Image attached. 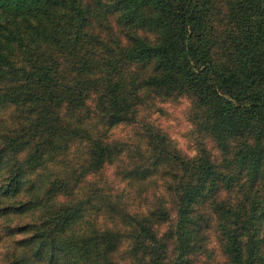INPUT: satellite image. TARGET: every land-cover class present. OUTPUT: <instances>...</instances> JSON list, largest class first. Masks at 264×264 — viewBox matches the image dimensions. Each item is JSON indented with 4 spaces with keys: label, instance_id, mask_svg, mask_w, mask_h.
<instances>
[{
    "label": "trees",
    "instance_id": "16d2710c",
    "mask_svg": "<svg viewBox=\"0 0 264 264\" xmlns=\"http://www.w3.org/2000/svg\"><path fill=\"white\" fill-rule=\"evenodd\" d=\"M103 14H113L126 28L125 45L117 41L110 45L88 30L93 16L101 21ZM138 29L150 32L152 39L138 34ZM95 47L113 73L103 80L93 76ZM16 55L22 56L19 65ZM123 61L148 66L149 75L137 85L141 91L158 96L190 94L204 109L203 119L219 146L224 134L240 138L235 157L248 173L247 183L254 187L251 196L262 200L258 204L264 215V0H95L94 6L84 0H0V77L10 76L18 100L31 104L28 124L39 139L23 155L25 159L7 172L0 197L17 194L22 167L41 168L46 152L67 138L89 143L87 169L103 164L110 144L93 137L85 127L62 124L53 111L63 105L77 116L93 111L109 127L126 120L136 84H128V73L119 66ZM90 93L98 96L95 107L87 104ZM30 143L26 140L24 148ZM173 159L181 172L176 183V234L182 245L184 230L192 223L191 203L206 193L214 194L217 177L223 176L206 153L192 160L177 155ZM52 191L48 189L47 194ZM38 204L34 199L16 206L3 204L0 215L23 213ZM217 210L223 211L221 202L214 204L212 211ZM77 214V208L65 207L14 227L12 234L22 235L16 241L21 250L7 264H118L111 255L126 233L79 234L71 227ZM146 221L131 217L132 230L145 246L159 247ZM245 225L244 220L224 229L223 252L230 264H261L256 233L245 241L244 254L240 238Z\"/></svg>",
    "mask_w": 264,
    "mask_h": 264
},
{
    "label": "rangeland",
    "instance_id": "374dc122",
    "mask_svg": "<svg viewBox=\"0 0 264 264\" xmlns=\"http://www.w3.org/2000/svg\"><path fill=\"white\" fill-rule=\"evenodd\" d=\"M84 1L94 6L95 0ZM103 15L101 21L93 16L88 30L110 45L116 41L125 45L126 28L117 23L113 14ZM137 32L152 39L146 30ZM92 54L97 61L92 68L93 76L103 80L106 74L113 75L100 50L95 47ZM21 57L16 55V65L21 64ZM119 66L128 73V84L131 87L136 84V95L126 120L109 127L106 120L93 111L77 116L64 105L53 111L62 124L85 127L93 137L109 143L111 149L106 160L95 170L87 169L89 143L67 138L46 152L41 168L23 166L20 191L13 197H0V207L7 203L15 206L30 203L33 199L39 204L23 213L0 215V264H7L20 254L17 242L22 235L12 234L14 227L34 223L65 207L77 208L71 227L79 234L101 230L126 233L111 255L118 264H230L222 248L224 229L244 220L248 223L240 238L244 254L245 241L256 233L261 241L259 260L264 264V215L258 204L262 200L251 196L254 187L247 183L248 173L236 160L235 150L240 138L224 134L219 146L203 119L206 117L204 109L190 94L172 92L158 96L141 91L137 85L149 75L148 66L126 61ZM70 74L67 72V76ZM17 93L10 76L0 77V151L3 152L0 184L6 182L7 172L25 159L23 155L39 140L35 129L28 124L32 117L27 112L31 104L21 103ZM90 96L87 104L95 107L98 96L95 93ZM26 140L31 143L24 148ZM202 153H206L223 178L217 177L218 190L214 194L206 193L205 197L191 203L192 223L185 228L188 237L185 235L181 245L176 234V183L181 172L173 157L192 160ZM29 185H32L30 190ZM48 189L53 190L51 194H47ZM218 202L222 203L223 211H212ZM131 217L147 219L145 224L156 236L159 247L142 243L141 236L132 230Z\"/></svg>",
    "mask_w": 264,
    "mask_h": 264
}]
</instances>
